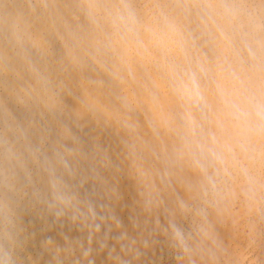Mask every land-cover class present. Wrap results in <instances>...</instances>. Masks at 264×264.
<instances>
[{
    "label": "clouds",
    "instance_id": "clouds-1",
    "mask_svg": "<svg viewBox=\"0 0 264 264\" xmlns=\"http://www.w3.org/2000/svg\"><path fill=\"white\" fill-rule=\"evenodd\" d=\"M0 264H264V0H0Z\"/></svg>",
    "mask_w": 264,
    "mask_h": 264
}]
</instances>
